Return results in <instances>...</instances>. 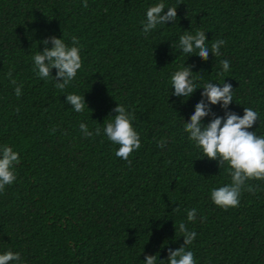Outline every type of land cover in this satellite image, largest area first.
<instances>
[{
  "label": "trees",
  "instance_id": "1",
  "mask_svg": "<svg viewBox=\"0 0 264 264\" xmlns=\"http://www.w3.org/2000/svg\"><path fill=\"white\" fill-rule=\"evenodd\" d=\"M83 2L0 0V146L20 156L15 182L0 192V254L19 252V264H145L148 255L168 264L169 248L183 245L185 222L197 233L186 246L197 264H264V180L246 182L238 207L211 201L213 188L231 183L228 165L203 158L184 131L195 105L207 103L203 88L184 101L171 85L184 65L198 87L230 83L233 102L227 110L209 105L211 112L242 117L251 107L258 120L249 131L264 136V0ZM160 2L177 7V19L145 35L146 10ZM185 31L205 32L209 49L225 40L222 55L183 53ZM52 36L82 45L83 66L63 92L33 71L32 57ZM70 93L84 96L83 113L67 102ZM117 104L134 114L141 139L131 165L103 133ZM81 123L101 134L84 137ZM193 208L194 223L187 221Z\"/></svg>",
  "mask_w": 264,
  "mask_h": 264
},
{
  "label": "clouds",
  "instance_id": "2",
  "mask_svg": "<svg viewBox=\"0 0 264 264\" xmlns=\"http://www.w3.org/2000/svg\"><path fill=\"white\" fill-rule=\"evenodd\" d=\"M83 7L87 8V0H84ZM165 9L167 11L165 12ZM177 19V7H166L163 2L156 3L146 10V20L142 21V31L148 35L155 30L157 25H166V22H175ZM49 40L52 47H48ZM205 32L196 31L194 34L185 31L179 37V47L185 54L198 55L202 60H207L209 53L214 57L222 55L220 48L226 43L225 40L218 39L211 44V48L206 44ZM45 45L44 50L37 52L32 60L34 61L33 71L38 78L48 80L51 78L55 82V88L64 91L77 77L79 70L83 66L80 55V41L77 37L71 38V44L65 42L63 38L55 36L42 41ZM222 71L228 72L230 63L228 60H221ZM52 69H56V75H52ZM191 66H182L171 76V85L174 91L172 95L187 99L198 89L203 88L202 97L195 105L194 114L190 117V122L185 121L184 131L188 134V139L194 143L197 149L202 150L203 158L218 160L219 167L223 164L228 165V172L231 183L213 188L210 192L211 201L219 208L227 210L238 207L242 190L245 189L246 182L249 180H264V136L257 135L255 131H249L258 120L257 111L251 107H244L243 116L234 112L226 111L223 117L211 112L209 105L219 104L227 110L233 102V88L230 83L217 84L209 82L203 87H198L192 78ZM11 78L12 72L7 73ZM225 81V80H224ZM11 83L16 85V80L11 79ZM222 85V86H220ZM22 94V86L15 87V95L19 98ZM67 102L70 103L77 113L85 110L84 96L70 93L66 95ZM117 113L112 120L106 122L103 133L107 139L118 145L115 156L121 158L131 165L129 157L141 148L139 133L133 126L134 114L129 112L122 104H117L113 109ZM212 116L209 123L203 124L206 116ZM80 129L84 137H94L101 134V129L96 128L95 132L89 131L88 126L80 124ZM56 129H53L55 131ZM166 140H160L158 147L164 148ZM20 163L19 153L13 151L7 145L0 146V192H3L6 185H11L16 180L14 166ZM248 191L253 189L249 186ZM178 210V209H177ZM196 209L187 211V221L194 223L196 220ZM205 218H201V223ZM177 229H175L176 231ZM178 231L184 238L183 245L175 250H168V264H197L194 253L186 250V246L193 243L197 233L189 229L185 222L178 225ZM21 261L19 252L8 250L0 254V264H10V262ZM157 257L148 255L145 264H156Z\"/></svg>",
  "mask_w": 264,
  "mask_h": 264
}]
</instances>
